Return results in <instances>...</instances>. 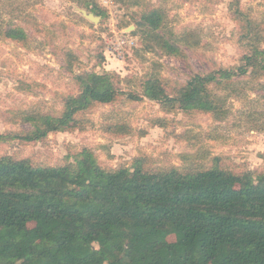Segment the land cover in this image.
<instances>
[{
	"label": "trees",
	"instance_id": "1",
	"mask_svg": "<svg viewBox=\"0 0 264 264\" xmlns=\"http://www.w3.org/2000/svg\"><path fill=\"white\" fill-rule=\"evenodd\" d=\"M73 1L105 15L91 0ZM238 13L247 29L241 41L249 47L241 65L195 73L172 91L159 72H150L142 94L124 91L114 72L83 71L73 79L79 93L64 97L60 115L25 113L31 129L14 136L0 133V143L83 131L85 112L122 96L134 101L145 96L166 113L224 119L236 79L264 74L263 30ZM135 24L132 33L142 37L146 51L161 48L179 55L181 41L193 45L190 32L180 38L170 26L163 6H147ZM0 38L25 42L28 34L22 26L8 24L0 26ZM69 55L73 71L76 57L71 50ZM255 90L264 101V83ZM156 121L163 126L161 118ZM128 129L119 123L103 128L119 136ZM91 154L85 147L55 165L10 154L0 157V264H264V169L221 155L155 169L143 157L131 165L106 167ZM187 155L181 153L183 159Z\"/></svg>",
	"mask_w": 264,
	"mask_h": 264
},
{
	"label": "rangeland",
	"instance_id": "2",
	"mask_svg": "<svg viewBox=\"0 0 264 264\" xmlns=\"http://www.w3.org/2000/svg\"><path fill=\"white\" fill-rule=\"evenodd\" d=\"M91 1L105 12L98 24L85 18L79 12L84 7L73 0H0V26H22L28 34L25 42L0 38V133L14 136L31 129L23 120L28 112L60 115L64 97L79 93L73 79L83 71L114 72L124 91L142 94V82L150 72H159L172 91L195 73L241 65L249 47L241 41L247 29L238 18L240 11L257 21L264 34V0H138L139 6L133 4L136 0ZM154 5L165 8L180 38L190 32L193 45L181 41L179 55L161 48L146 51L142 37L132 33L141 12ZM69 50L77 59L73 71ZM247 76L236 79L237 90L229 96L224 119L166 113L145 96L138 101L122 96L114 104H98L85 112L83 131L53 132L30 143L3 142L0 157L10 154L55 165L68 153L87 147L106 167L131 165L134 158L143 157L155 169L221 155L262 170L264 101L255 89L264 83V74L255 80ZM159 118L163 126L156 125ZM113 123L125 124L127 134L104 132V126ZM181 153L191 156L183 159Z\"/></svg>",
	"mask_w": 264,
	"mask_h": 264
},
{
	"label": "water",
	"instance_id": "3",
	"mask_svg": "<svg viewBox=\"0 0 264 264\" xmlns=\"http://www.w3.org/2000/svg\"><path fill=\"white\" fill-rule=\"evenodd\" d=\"M79 12H80L85 18L89 19L90 21H92V22H94V23H96V24H98V23L101 21V19H102L101 16H98V15H96V14L93 13V12H89L87 9H84V8L79 9Z\"/></svg>",
	"mask_w": 264,
	"mask_h": 264
}]
</instances>
